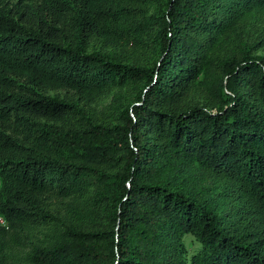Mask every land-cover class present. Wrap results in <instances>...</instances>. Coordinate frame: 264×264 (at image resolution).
Segmentation results:
<instances>
[{"label": "trees", "instance_id": "obj_1", "mask_svg": "<svg viewBox=\"0 0 264 264\" xmlns=\"http://www.w3.org/2000/svg\"><path fill=\"white\" fill-rule=\"evenodd\" d=\"M0 216V264H264V0H0Z\"/></svg>", "mask_w": 264, "mask_h": 264}, {"label": "rangeland", "instance_id": "obj_2", "mask_svg": "<svg viewBox=\"0 0 264 264\" xmlns=\"http://www.w3.org/2000/svg\"><path fill=\"white\" fill-rule=\"evenodd\" d=\"M185 242H186L188 248H192V247H194L196 245L197 246L199 245V243L197 241H195V243H193L192 235L191 234H187L185 236Z\"/></svg>", "mask_w": 264, "mask_h": 264}, {"label": "built area", "instance_id": "obj_3", "mask_svg": "<svg viewBox=\"0 0 264 264\" xmlns=\"http://www.w3.org/2000/svg\"><path fill=\"white\" fill-rule=\"evenodd\" d=\"M0 223H4V219L0 216Z\"/></svg>", "mask_w": 264, "mask_h": 264}]
</instances>
